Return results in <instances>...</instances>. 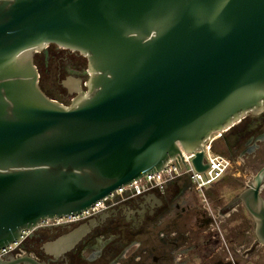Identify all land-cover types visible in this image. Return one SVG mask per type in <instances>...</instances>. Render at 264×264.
I'll list each match as a JSON object with an SVG mask.
<instances>
[{
	"label": "water",
	"instance_id": "water-1",
	"mask_svg": "<svg viewBox=\"0 0 264 264\" xmlns=\"http://www.w3.org/2000/svg\"><path fill=\"white\" fill-rule=\"evenodd\" d=\"M51 44L87 59L69 105L40 86L34 56ZM263 112L264 0H0V250L182 150L204 172L211 134ZM263 183L264 167L229 207L264 245Z\"/></svg>",
	"mask_w": 264,
	"mask_h": 264
},
{
	"label": "flooded vegetation",
	"instance_id": "flooded-vegetation-1",
	"mask_svg": "<svg viewBox=\"0 0 264 264\" xmlns=\"http://www.w3.org/2000/svg\"><path fill=\"white\" fill-rule=\"evenodd\" d=\"M34 62L42 90L61 104L71 103L78 83L86 90L87 59L81 54L51 44L35 53ZM217 144L233 163L242 157L245 164L258 161L262 169L264 112L246 115ZM182 189L178 194L169 188L127 196L89 218L44 221L34 231H26L21 242L1 256V262L264 264V245L257 240L253 218L242 203L229 207L245 189L213 208L207 207L213 195L202 198L194 190ZM261 196L264 199V183ZM217 198L222 200V194ZM69 236L73 237L69 249L59 246Z\"/></svg>",
	"mask_w": 264,
	"mask_h": 264
},
{
	"label": "built area",
	"instance_id": "built-area-1",
	"mask_svg": "<svg viewBox=\"0 0 264 264\" xmlns=\"http://www.w3.org/2000/svg\"><path fill=\"white\" fill-rule=\"evenodd\" d=\"M229 130L230 129L212 133L205 141L203 152L205 164L208 165V168L204 172H197L194 168L193 160L196 157V152L188 153L182 150V157L178 156V163L176 161H171L164 170L148 174L130 185L119 188L108 198L97 202L92 208L83 212L81 215L56 220L63 221L77 220L83 217L87 218L115 205L120 200L126 199L127 196L138 197L145 193L164 192L169 188L181 186L184 189L188 188L189 190H194L199 196L206 198L207 191L227 176L232 170L233 161L226 156L220 155L216 150L217 142L221 140ZM25 232L26 231H23V234ZM17 244L18 243L12 244L0 250V256L11 250Z\"/></svg>",
	"mask_w": 264,
	"mask_h": 264
},
{
	"label": "rangeland",
	"instance_id": "rangeland-1",
	"mask_svg": "<svg viewBox=\"0 0 264 264\" xmlns=\"http://www.w3.org/2000/svg\"><path fill=\"white\" fill-rule=\"evenodd\" d=\"M217 153L220 155L229 157L224 150L223 146L217 144L216 145ZM242 158V157H241ZM241 158L236 159L237 161L233 163L232 170L230 173L225 176L221 181L217 182L212 188L207 191V196L213 195L215 197L212 201L209 200L207 207H220L224 203L228 202L235 194L239 193L243 189L246 188V185L249 181H251L259 170V162L255 161L254 164L247 163L245 164ZM186 189V188H185ZM172 193H177L176 190L171 189ZM189 189H186L188 192ZM219 194H222L223 199L220 200L217 198ZM212 197V196H211ZM198 200L202 202L201 198L198 197ZM185 204L181 202V206ZM235 219L238 216L234 217ZM239 218H242V215H239ZM251 229L253 227L252 220H250Z\"/></svg>",
	"mask_w": 264,
	"mask_h": 264
},
{
	"label": "trees",
	"instance_id": "trees-1",
	"mask_svg": "<svg viewBox=\"0 0 264 264\" xmlns=\"http://www.w3.org/2000/svg\"><path fill=\"white\" fill-rule=\"evenodd\" d=\"M171 189L173 190V188H171ZM174 190H176L177 194L183 191L182 186L176 187V188H174Z\"/></svg>",
	"mask_w": 264,
	"mask_h": 264
}]
</instances>
